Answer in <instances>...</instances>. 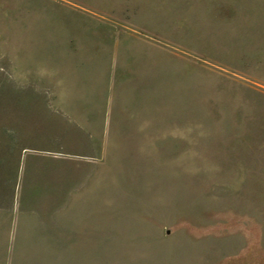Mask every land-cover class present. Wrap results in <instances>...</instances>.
I'll list each match as a JSON object with an SVG mask.
<instances>
[{"label": "rangeland", "instance_id": "1", "mask_svg": "<svg viewBox=\"0 0 264 264\" xmlns=\"http://www.w3.org/2000/svg\"><path fill=\"white\" fill-rule=\"evenodd\" d=\"M0 264H264V0H0Z\"/></svg>", "mask_w": 264, "mask_h": 264}]
</instances>
